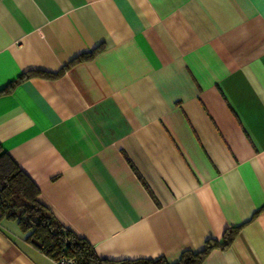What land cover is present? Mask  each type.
Here are the masks:
<instances>
[{"label":"crops","instance_id":"crops-1","mask_svg":"<svg viewBox=\"0 0 264 264\" xmlns=\"http://www.w3.org/2000/svg\"><path fill=\"white\" fill-rule=\"evenodd\" d=\"M30 70L0 145L100 258L239 228L201 264H264V0H0V89ZM24 237L0 218V264H55Z\"/></svg>","mask_w":264,"mask_h":264},{"label":"trees","instance_id":"trees-1","mask_svg":"<svg viewBox=\"0 0 264 264\" xmlns=\"http://www.w3.org/2000/svg\"><path fill=\"white\" fill-rule=\"evenodd\" d=\"M79 59L71 60L65 68ZM34 74L55 76L57 73L46 74L35 70L24 72L1 88L0 96L10 93L18 84ZM39 195L37 185L0 145V218L15 221L24 233L25 241L55 261L61 256H66L73 259L75 264H201L211 249L228 248L239 229H227L220 241L208 239L199 251L182 252L174 263L167 262L162 256L155 259L109 260L100 258L83 237L61 224L39 199ZM66 240L69 245H66Z\"/></svg>","mask_w":264,"mask_h":264},{"label":"built area","instance_id":"built-area-1","mask_svg":"<svg viewBox=\"0 0 264 264\" xmlns=\"http://www.w3.org/2000/svg\"><path fill=\"white\" fill-rule=\"evenodd\" d=\"M55 264H75V263L73 259L66 256H61V258L58 261H55Z\"/></svg>","mask_w":264,"mask_h":264},{"label":"water","instance_id":"water-1","mask_svg":"<svg viewBox=\"0 0 264 264\" xmlns=\"http://www.w3.org/2000/svg\"><path fill=\"white\" fill-rule=\"evenodd\" d=\"M66 245H69V241L68 240H66Z\"/></svg>","mask_w":264,"mask_h":264}]
</instances>
